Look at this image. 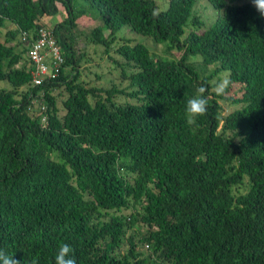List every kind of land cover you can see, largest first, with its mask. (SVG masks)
Here are the masks:
<instances>
[{
  "label": "trees",
  "instance_id": "obj_1",
  "mask_svg": "<svg viewBox=\"0 0 264 264\" xmlns=\"http://www.w3.org/2000/svg\"><path fill=\"white\" fill-rule=\"evenodd\" d=\"M199 1L0 0V249L21 264H55L62 243L77 264H264V16L206 0V22ZM85 18L83 44L125 86L83 80ZM41 28L62 62L36 86L20 37ZM201 85L208 111L189 125Z\"/></svg>",
  "mask_w": 264,
  "mask_h": 264
},
{
  "label": "rangeland",
  "instance_id": "obj_2",
  "mask_svg": "<svg viewBox=\"0 0 264 264\" xmlns=\"http://www.w3.org/2000/svg\"><path fill=\"white\" fill-rule=\"evenodd\" d=\"M251 3V0H243ZM252 4V3H251ZM61 8V7H59ZM195 11L197 14H199L206 22L210 21L214 17V10L212 7L208 4L206 0H200L198 4L195 7ZM62 13V12H61ZM62 15L54 17L52 20L49 19V23L54 24L55 22L59 21L62 18ZM93 21L90 20V18H85L84 20L81 21V23L78 25V29L81 32L82 39L81 42L78 44V47H83V50H85V53L87 55V61L85 66V70L82 72V78L85 82H89L90 84L92 83L93 85L96 86H103L104 88L110 87L111 83H114L118 87H123L127 83L125 81H122L119 79V70L110 63L108 57H106L102 49L99 47H95L94 45L91 44H83V38L84 34L88 33L90 30V27L92 25ZM10 27V23L8 21H5L3 24V27L0 29V38L3 37L4 32L6 29ZM123 31V30H122ZM122 31L119 32V34L122 33ZM118 34V35H119ZM122 37L124 39H128L130 43H142L144 44L150 51L151 53L157 55V56H162L163 52L165 50V46L158 44L155 45L150 39L147 37H143L140 35H136L131 33L130 30L125 29L124 32L122 33ZM107 35V33H105ZM112 52H110L111 54ZM113 55V54H111ZM174 57H178L179 54L175 51H173V54H171ZM21 65H26L28 67V63L24 59L22 63L19 64ZM195 67L198 68L196 65H198V62L195 61ZM211 70V69H209ZM97 73L101 76V79H95L94 74ZM10 85L7 81H0V90L1 89H9ZM229 109V108H227ZM126 215L129 214V210L125 211Z\"/></svg>",
  "mask_w": 264,
  "mask_h": 264
},
{
  "label": "clouds",
  "instance_id": "obj_3",
  "mask_svg": "<svg viewBox=\"0 0 264 264\" xmlns=\"http://www.w3.org/2000/svg\"><path fill=\"white\" fill-rule=\"evenodd\" d=\"M252 5L256 11L264 16V0H251ZM158 11L153 10L152 15L158 16ZM232 81L225 74L213 81V87L211 92L216 96H225ZM209 92V88L206 86H198L196 88V94L187 100L186 106V118L189 125L195 123V118L206 115L209 107L210 96L206 95ZM73 248L67 243H62L58 249L55 257V264H77V260L73 255ZM0 264H21L19 260L14 258V255H8L4 250L0 249ZM31 264H37V259H32Z\"/></svg>",
  "mask_w": 264,
  "mask_h": 264
},
{
  "label": "built area",
  "instance_id": "obj_4",
  "mask_svg": "<svg viewBox=\"0 0 264 264\" xmlns=\"http://www.w3.org/2000/svg\"><path fill=\"white\" fill-rule=\"evenodd\" d=\"M21 46L26 49V57L33 67L31 82L40 85L46 77L53 78L62 62L60 49L52 34L44 28L38 29L32 40L26 34L20 37Z\"/></svg>",
  "mask_w": 264,
  "mask_h": 264
}]
</instances>
